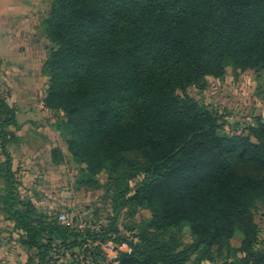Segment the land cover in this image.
I'll return each mask as SVG.
<instances>
[{"label": "trees", "instance_id": "obj_1", "mask_svg": "<svg viewBox=\"0 0 264 264\" xmlns=\"http://www.w3.org/2000/svg\"><path fill=\"white\" fill-rule=\"evenodd\" d=\"M42 27L55 45L47 103L66 115L69 149L86 165L80 184L98 186L105 172L117 199L152 211L120 240L131 247L120 264H187L199 250L212 264H264L251 229L232 255L212 253L231 251L236 227L264 204V121L246 135L221 133L218 115L186 94L228 67L264 69V0H51ZM0 110L13 121L2 99ZM3 165L1 211L36 250L29 264H57L55 244L74 254L98 240L38 213L19 195L10 155ZM183 224L194 236L186 248L168 234Z\"/></svg>", "mask_w": 264, "mask_h": 264}, {"label": "rangeland", "instance_id": "obj_2", "mask_svg": "<svg viewBox=\"0 0 264 264\" xmlns=\"http://www.w3.org/2000/svg\"><path fill=\"white\" fill-rule=\"evenodd\" d=\"M39 7L42 12L32 20L34 30L30 27L29 33L16 34L13 41L0 20V99L14 110L12 122H7L10 116L0 110V166L4 168L10 155L19 195L31 202L38 213L79 231L98 233L96 242L89 239L81 248L77 246L74 254L55 244L50 255L57 264H110L100 243L113 241L119 245L123 238L131 240L152 217V211L117 199L105 172L98 175V186L80 184L86 165L69 149L71 136L65 125L66 115L47 103L51 82L46 61L55 45L44 33L42 23L49 15L51 0H42ZM179 93L183 95L182 91ZM186 94L218 115L221 133L246 135L258 119L264 121V69L240 71L228 67L223 77L208 76L204 87L190 86ZM140 178L129 181L132 190L128 196ZM4 186L0 177V189ZM2 208L0 201V264H29V260L35 259L36 250H28L22 244L21 231L6 219ZM247 217V226L236 227L231 251L222 256L216 249L212 251L216 260L232 255L250 229L255 247H264V204L258 201ZM106 232L113 239L102 240ZM168 234L176 237L180 248L194 241L187 224L171 228ZM201 251L194 252L187 264H212L208 259H200Z\"/></svg>", "mask_w": 264, "mask_h": 264}, {"label": "crops", "instance_id": "obj_3", "mask_svg": "<svg viewBox=\"0 0 264 264\" xmlns=\"http://www.w3.org/2000/svg\"><path fill=\"white\" fill-rule=\"evenodd\" d=\"M42 0H0V20L5 27L11 39L16 34L29 33L34 30L33 19L42 12L40 2ZM30 27L33 29L30 30Z\"/></svg>", "mask_w": 264, "mask_h": 264}, {"label": "built area", "instance_id": "obj_4", "mask_svg": "<svg viewBox=\"0 0 264 264\" xmlns=\"http://www.w3.org/2000/svg\"><path fill=\"white\" fill-rule=\"evenodd\" d=\"M100 246L110 264H120L119 257L121 252L131 251V247L127 242H123L118 245L113 241H106L104 243H100Z\"/></svg>", "mask_w": 264, "mask_h": 264}]
</instances>
